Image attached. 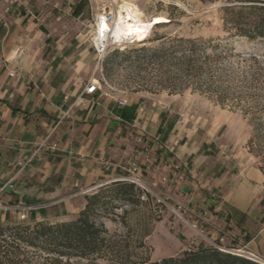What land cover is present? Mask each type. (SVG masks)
I'll use <instances>...</instances> for the list:
<instances>
[{"label": "crops", "instance_id": "1", "mask_svg": "<svg viewBox=\"0 0 264 264\" xmlns=\"http://www.w3.org/2000/svg\"><path fill=\"white\" fill-rule=\"evenodd\" d=\"M41 25L0 18V201L47 204L30 216L40 220L43 209L54 207L58 220H68L79 211L81 193L125 175L135 156L144 163L128 130L139 127L140 101L120 106L118 96L102 91L80 96L88 49L60 43L64 34ZM155 149L154 160L141 168L149 181L169 172L170 191L194 222L207 225L212 242L241 244L264 263L263 173L256 167L226 171L188 142ZM13 213L0 209V224Z\"/></svg>", "mask_w": 264, "mask_h": 264}, {"label": "rangeland", "instance_id": "2", "mask_svg": "<svg viewBox=\"0 0 264 264\" xmlns=\"http://www.w3.org/2000/svg\"><path fill=\"white\" fill-rule=\"evenodd\" d=\"M123 1H129L143 11L144 20L152 23L151 30L141 39L113 46L98 57L92 47L98 14L104 11L115 13ZM220 5V2L201 0H0V18L8 24L29 18L34 22H41L40 28L44 31L64 34L60 43H71L72 48L81 44L88 49L90 66L87 79L99 81L98 91L122 97L126 104L139 96V127H129L128 130L135 142L142 147L144 163L135 156L140 168L154 160L155 148H169L188 142L190 147H199L197 155L202 153L206 156V162H220L226 166V171L234 173L237 170L240 173L246 168L256 167L264 175V123L256 125L257 121L251 118L248 111H244L245 106L220 101L206 90L196 88L194 83H175L174 60L170 55L162 59L150 57V48H155L162 42L167 45L169 38L173 36L228 41L230 50L235 53L229 55L228 52L221 62L227 72L231 71V75L234 73L233 82L237 83L240 75L247 72L252 62L242 56L255 53L264 57V39L248 40L227 34L223 30L221 12L218 10ZM258 97L262 103L264 95L260 94ZM145 147L147 151H143ZM132 160L136 159L133 157L129 162ZM127 174L126 171L123 176ZM161 176H165L166 180H160ZM140 177L149 186L150 192L135 184L141 193L135 191L138 195L133 197V201L120 198L107 200L106 196L110 194L103 192L100 201L94 205L93 212L97 222L104 223L108 231L115 234L116 239L127 243L132 252L128 259L130 262L139 264L140 260L151 262L177 256L183 250L196 248L200 244L216 245L209 238L207 225L200 221L194 222L189 217L184 202L175 199L169 189L170 184L174 183L169 172L149 181L151 174L143 173L141 169ZM115 180L119 179L107 180L101 185ZM99 186L92 187L75 198L79 203V211L87 202L85 196H90ZM156 195L163 198L164 202H158ZM103 202L106 203L102 204ZM177 204L182 206V217L175 215L171 209ZM42 211L45 217L41 216L40 220L29 215L26 220L19 221L13 213L0 226L42 220L51 223L69 221L79 213L78 211L69 216L71 218L68 220H61L62 216L58 220V208L48 207ZM140 243L143 245L139 246ZM230 248L250 252L241 244L227 247ZM34 250L36 249L22 242L17 246L9 237L6 240L0 238V264L45 262V255ZM51 258L55 259V254ZM51 261L50 264H118L106 257L94 262L72 260L66 263L64 259L60 262L49 260Z\"/></svg>", "mask_w": 264, "mask_h": 264}, {"label": "trees", "instance_id": "3", "mask_svg": "<svg viewBox=\"0 0 264 264\" xmlns=\"http://www.w3.org/2000/svg\"><path fill=\"white\" fill-rule=\"evenodd\" d=\"M203 2H220L223 30L231 36H239L248 40L264 39V0H201ZM228 41L220 39H198L173 36L167 45L162 42L150 48V57L162 59L170 55L173 60L174 80L177 84L194 83L195 87L206 90L220 101L245 106L256 125L264 123V57L255 53H247L245 59L251 64L245 74L240 75L238 82H233L234 73L227 72L222 66V59L234 55ZM230 70V68H229ZM244 72V70H241ZM249 75V76H248ZM234 101V102H233ZM244 103V104H242ZM259 105L255 107L253 105ZM261 107V108H259ZM141 193L136 185L127 180H115L101 185L90 196L79 211L76 218L69 221L51 223L36 221L33 223L0 226V238L11 239L16 245L19 242L42 252L45 262L88 260L94 262L106 257L118 264H135L129 261L131 250L127 243L116 239L102 222L93 217L94 205L101 199L103 192L110 195L107 200L120 198L133 201V197ZM146 193V192H145ZM147 195V193H146ZM106 202H103L104 204ZM8 231L6 234L5 232ZM143 245L142 243L139 244ZM55 254V259L51 255ZM139 264H262L250 258L222 251L215 246L198 245L196 248L183 250L177 256L163 257L155 261L140 260Z\"/></svg>", "mask_w": 264, "mask_h": 264}, {"label": "built area", "instance_id": "4", "mask_svg": "<svg viewBox=\"0 0 264 264\" xmlns=\"http://www.w3.org/2000/svg\"><path fill=\"white\" fill-rule=\"evenodd\" d=\"M114 14L115 13H113L112 11H107V12L104 11L103 15H104L105 21H107L109 24H111V22L113 21V18H114ZM133 42H135L133 38H125V37L116 38L115 36L108 34L106 37H103L102 39H100L98 41H95L93 39L92 47H93V51H94L95 55L98 57H101L107 52V50L109 48H111L113 46H121L124 43H133ZM10 74L13 75V72ZM99 89H100L99 81L97 79H89L87 81V83L84 85L80 96L93 94L96 91H98ZM117 103L120 106L126 105V101L122 97H119V96L117 98ZM52 147L53 148L56 147V144L55 143L52 144ZM143 151H147V147L143 148ZM134 158L136 160L130 161L129 165H127V167H126V171L128 174L126 176H119V177L112 178V180H114V179L127 180V181H130V182L140 186L145 191L150 192L149 186H147L141 180V177H140L141 168L138 164L137 157H134ZM160 180L165 181L166 177L161 176ZM156 199L158 202H164L163 198H161L157 195H156ZM46 206H47V204H43V203L42 204H32V203L15 202V203L6 204V203H2L0 201V209L10 210V211L14 212L17 220H19V221L26 220L32 211L37 210V209H41V208L46 207ZM171 209H172L173 213H175V215L182 217V214H181L182 206L180 204L172 206ZM215 247L222 250V251L241 255V256L250 258L252 260H255V261L260 260V257L257 256L256 254L252 253V252H248L245 250H242L243 252H238L237 250H241V249H234V248L227 249L225 247H221V246H217V245H215Z\"/></svg>", "mask_w": 264, "mask_h": 264}, {"label": "bare ground", "instance_id": "5", "mask_svg": "<svg viewBox=\"0 0 264 264\" xmlns=\"http://www.w3.org/2000/svg\"><path fill=\"white\" fill-rule=\"evenodd\" d=\"M151 27L152 23L144 20V13L137 5L129 1H123V4L115 12L111 24L105 21L103 13L98 14L97 31L94 40L98 41L108 34L116 38L141 39L149 33ZM237 251L243 252L241 250ZM259 261L262 262L261 258Z\"/></svg>", "mask_w": 264, "mask_h": 264}, {"label": "water", "instance_id": "6", "mask_svg": "<svg viewBox=\"0 0 264 264\" xmlns=\"http://www.w3.org/2000/svg\"><path fill=\"white\" fill-rule=\"evenodd\" d=\"M258 262H260V261H258ZM260 263H262V262H260ZM263 264V263H262Z\"/></svg>", "mask_w": 264, "mask_h": 264}]
</instances>
